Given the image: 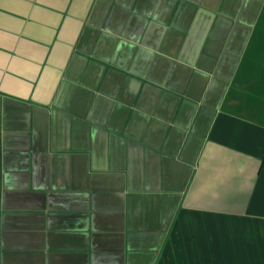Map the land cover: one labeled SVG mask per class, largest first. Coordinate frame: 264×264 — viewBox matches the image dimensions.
<instances>
[{
	"label": "crops",
	"instance_id": "1",
	"mask_svg": "<svg viewBox=\"0 0 264 264\" xmlns=\"http://www.w3.org/2000/svg\"><path fill=\"white\" fill-rule=\"evenodd\" d=\"M0 264H264V0H0Z\"/></svg>",
	"mask_w": 264,
	"mask_h": 264
}]
</instances>
